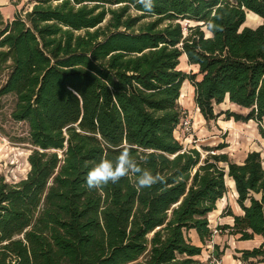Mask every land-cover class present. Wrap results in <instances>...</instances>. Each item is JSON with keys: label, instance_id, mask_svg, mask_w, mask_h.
Instances as JSON below:
<instances>
[{"label": "trees", "instance_id": "obj_1", "mask_svg": "<svg viewBox=\"0 0 264 264\" xmlns=\"http://www.w3.org/2000/svg\"><path fill=\"white\" fill-rule=\"evenodd\" d=\"M249 14L263 24L246 27ZM183 57L197 72L180 69ZM3 77L0 97L15 98L32 153L26 179L0 178V264H208L227 178L243 215L226 208L234 223L217 231L260 238L237 253L264 263L261 153L239 165L220 153L227 144L204 157L177 137L189 82L206 122H254L264 138V0H155L151 13L136 0H37L13 21L0 12ZM226 101L246 114L216 113ZM125 147L165 182L89 189L91 167Z\"/></svg>", "mask_w": 264, "mask_h": 264}, {"label": "rangeland", "instance_id": "obj_2", "mask_svg": "<svg viewBox=\"0 0 264 264\" xmlns=\"http://www.w3.org/2000/svg\"><path fill=\"white\" fill-rule=\"evenodd\" d=\"M19 2L20 1H17L16 4L18 5ZM257 24H250L249 18H247L245 26L249 28H256L263 24V20ZM180 69L188 74L197 72L196 68L188 64V60L187 63L184 61V58L182 59ZM5 80V77L0 78V88L5 83ZM183 88L184 94L182 93L180 105L184 113V119L186 118V120L192 122V130L191 133L187 134L185 130L180 127L179 135H177V137L186 149L195 147L203 153L204 157H206L208 154L215 155L227 153L230 145H237L239 141H244L242 138L239 140V132L235 130H230V132L228 130V132H224V130L219 128L220 126L218 125L224 126L223 123L227 121L224 115L221 116L217 122H206L196 109L192 85L189 82H186ZM14 107L15 98L13 96H7L4 98L0 97V178H4L5 181L10 184L18 183L27 178L28 173L30 172V164L28 159L32 153V146L29 144V128L26 124L18 123L13 120L12 113ZM215 111L218 114L226 111L246 114L245 111L230 105L228 101H226V103L221 106H216ZM255 128L256 127L253 126L252 123H248L245 127H243L242 133L250 137L249 135H251V132H253ZM248 137L245 138V141L248 140ZM223 144L229 145L228 148L224 150V152L218 153L212 151L207 153L203 151V147L215 148ZM230 205L235 207L236 211L239 212L237 206L235 205V198L232 191H229V193L224 198L221 208H225ZM218 218L219 217L217 215H214L210 218V221L213 222V225L216 223V221H218V225H220ZM226 235L227 234L219 233L214 237L213 242L208 244V246H211V248L208 246L203 247V261L210 263V261H212L217 256L213 247L214 240L218 236H221L225 239ZM224 239H217L216 241L217 243H220L221 246L219 247L224 249L226 252V250L230 247L228 246V242ZM218 253H220V251ZM222 260L225 264L224 259Z\"/></svg>", "mask_w": 264, "mask_h": 264}, {"label": "crops", "instance_id": "obj_3", "mask_svg": "<svg viewBox=\"0 0 264 264\" xmlns=\"http://www.w3.org/2000/svg\"><path fill=\"white\" fill-rule=\"evenodd\" d=\"M17 1H20L19 4L17 5ZM25 1V3H24ZM37 0H0V12L2 13L4 19L6 21H13L14 18L16 17V15L23 13V11H31V9L34 7V5H36ZM184 61L187 63V57H183ZM182 58V59H183ZM182 62V60H181ZM230 104V103H229ZM231 105V104H230ZM197 109V107H196ZM198 113L200 114L199 110L197 109ZM201 115V114H200ZM253 124V126H255V130L253 132H251V135H249L250 137H248L247 135L243 134V127L246 126V124L243 123H236L234 120L231 121H226L224 122V126L218 125L220 126L219 128H221V130H224V132H230V130H235L237 132H239L238 137L240 138L239 140L244 139L243 142L239 141L237 143V145H230L229 149L227 151V154L230 156V159L241 165L245 162V160L247 159L248 155L250 153L253 152H258L261 153L262 158H263V166H264V138L261 136L259 129H258V125L254 122H250ZM225 128V129H224ZM248 137V140L245 141V138ZM242 149V151H241ZM227 186L229 188V191H232L234 194V198H235V205L237 206L238 211H236L235 207L227 206V207H222L223 205V200L220 201L218 203V209L215 213H213L210 218L212 216H218L219 218V222L220 225H218V221H216V223L213 225V222H211V226L213 229L218 228L219 226H225V225H229L232 226L234 223V220L232 217H224V211L226 208L230 207L233 211V213L237 216H241L243 215L242 210L240 209V207L237 204V192H236V188H235V183L233 180L228 179L227 178ZM191 240L193 241V243L197 246L203 247L202 244L200 243V239L198 237V234L195 231H191L189 234ZM217 239H224L221 236H218L215 238L214 240V249L215 247H217L220 251V253H223L224 256L222 257L224 259L225 264H244L242 263L239 259L241 258V254H238L237 252L239 251H252L255 248H259L262 244V241L260 238H257L254 241H250V242H239L237 241V239H235L234 237L230 236V235H226L225 239L228 242V246L230 247L229 249L225 250L221 249L220 243H217ZM209 248H211V246H208ZM218 250L215 249V252L217 254V252H219ZM227 253V254H226ZM200 260H202V257L200 258ZM203 261V260H202ZM264 264V263H262Z\"/></svg>", "mask_w": 264, "mask_h": 264}, {"label": "clouds", "instance_id": "obj_4", "mask_svg": "<svg viewBox=\"0 0 264 264\" xmlns=\"http://www.w3.org/2000/svg\"><path fill=\"white\" fill-rule=\"evenodd\" d=\"M147 12L154 10L155 0H136ZM145 163L147 158H145ZM135 177V187L138 190L150 188L156 184L164 183L165 177L153 173L150 169L142 167L141 163L132 155V151L125 147L114 159L101 157L99 162L88 171L86 184L89 189H102L109 183L115 184L125 177Z\"/></svg>", "mask_w": 264, "mask_h": 264}, {"label": "built area", "instance_id": "obj_5", "mask_svg": "<svg viewBox=\"0 0 264 264\" xmlns=\"http://www.w3.org/2000/svg\"><path fill=\"white\" fill-rule=\"evenodd\" d=\"M180 127L182 129H184L187 134L188 133H191V130H192V122L189 121V120H186V118H185V119L182 120V123H181V126ZM219 233L221 234V232L217 231V229L214 230V237L216 235H218ZM222 259L223 258H218L216 256L212 261H210V263H208V262L207 263L208 264H224Z\"/></svg>", "mask_w": 264, "mask_h": 264}, {"label": "bare ground", "instance_id": "obj_6", "mask_svg": "<svg viewBox=\"0 0 264 264\" xmlns=\"http://www.w3.org/2000/svg\"><path fill=\"white\" fill-rule=\"evenodd\" d=\"M249 23L251 24V23H259V22H261L262 20H261V18L260 17H258V16H256V15H249ZM258 25V24H257ZM182 93L184 94V88L182 89Z\"/></svg>", "mask_w": 264, "mask_h": 264}]
</instances>
